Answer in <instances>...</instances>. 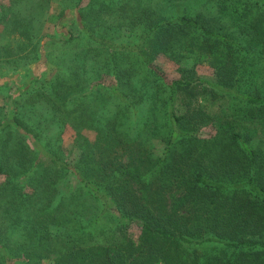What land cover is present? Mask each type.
<instances>
[{"label":"trees","instance_id":"1","mask_svg":"<svg viewBox=\"0 0 264 264\" xmlns=\"http://www.w3.org/2000/svg\"><path fill=\"white\" fill-rule=\"evenodd\" d=\"M54 5L0 4V264H264V0Z\"/></svg>","mask_w":264,"mask_h":264},{"label":"rangeland","instance_id":"2","mask_svg":"<svg viewBox=\"0 0 264 264\" xmlns=\"http://www.w3.org/2000/svg\"><path fill=\"white\" fill-rule=\"evenodd\" d=\"M9 0H0V4L1 5H7V2ZM59 1L60 0H55V5L54 7H58L59 5ZM54 8L51 7L50 13L53 14L52 10ZM48 17L45 15V18ZM69 17V16H68ZM54 24L57 25L56 21L50 22L49 20L45 26V32L48 33H52L53 31V27ZM62 23H59V26H57L60 30V32H66L68 30L67 27H61ZM121 34H126L128 35L129 33L127 32H122ZM133 38L131 36H123L122 40H132ZM42 63H38L37 65H33L31 66V70H33V72H42L44 70V68L41 66ZM154 66L161 71L168 79L173 80V79H177L179 77V73H178V69L179 67H188V68H193L196 76L202 78V79H207V80H212L213 79V69L211 67L208 66V64H206L205 62L203 63H194L193 61H188L187 63L184 62V64L182 65H178L173 63L172 61L168 60L167 58L163 57V56H158L154 62H153ZM193 66V67H192ZM12 78V80H15L17 78V76H12L10 77ZM2 98V96L0 95V99ZM1 102V100H0ZM200 133L202 134H206V135H212L215 133L214 131V127L212 125H207V126H203V128L201 129ZM74 139V134L73 132L67 130V132L63 135V150L64 151H68L71 147H72V142ZM258 139L262 142V138L261 136L258 137ZM264 139V138H263ZM256 140V139H255ZM259 144H260V150L263 152L264 151V143H261L260 141L256 140ZM71 183V182H70ZM73 184V183H72ZM132 233H136L135 229H131Z\"/></svg>","mask_w":264,"mask_h":264}]
</instances>
